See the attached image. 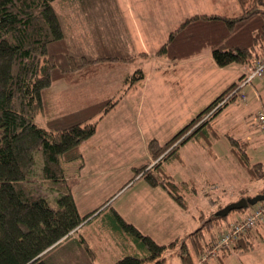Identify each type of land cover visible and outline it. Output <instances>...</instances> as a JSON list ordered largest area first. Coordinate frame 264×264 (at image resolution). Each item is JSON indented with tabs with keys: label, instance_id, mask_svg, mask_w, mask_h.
Wrapping results in <instances>:
<instances>
[{
	"label": "rangeland",
	"instance_id": "1",
	"mask_svg": "<svg viewBox=\"0 0 264 264\" xmlns=\"http://www.w3.org/2000/svg\"><path fill=\"white\" fill-rule=\"evenodd\" d=\"M116 1L122 4L120 12L115 9L114 0H58L55 4L66 31L67 56L73 63L68 58L63 79L52 83L44 114L38 115L37 123L44 126L48 118L100 107L99 102L103 101L110 109L93 120L97 122L96 131L80 145L82 157L63 164L66 181L43 180L40 155L36 154L32 188L49 199L69 191L81 215L99 208L100 211L109 204L127 223L152 235L149 237L156 243L168 245L178 240L173 248L165 250L166 264H182L179 247L185 241V229H195L186 241L192 248L189 256L193 264H264V228L260 226L253 230L256 234L252 236V250L235 251L230 246L206 256L220 234L252 206L231 211L222 220L214 219L213 214L243 195L251 198L264 189V179H256V174L251 173L256 171L255 163L261 164L264 171V145L254 126L255 113L264 106V91L255 96L248 88L264 89V78H256L244 88L249 100L235 98L211 123L207 129L213 137L210 144L203 139L190 140L181 146L180 158L172 155L169 160L159 161L161 179L170 176L175 182L187 184L180 192L186 207L178 206L156 186V192L151 191V216H137L135 193L143 185L152 188L144 179L135 178L133 169L149 162V170L157 161L149 156L148 143L156 140L163 145L169 141L224 89L237 83L243 71L239 65L217 68L208 54L181 62L156 55L168 32L199 11V0ZM222 4L220 0L219 5ZM136 24L147 40L142 43L145 48H131L136 45ZM130 29L134 33H129ZM119 56H124L125 62L117 60ZM87 58L89 62L84 65ZM137 69L144 73V79L138 83L128 81ZM93 71L96 75H91ZM244 142L249 145L245 150L248 160L242 155ZM235 154L241 157L242 164L235 160ZM161 182L166 184L167 180ZM105 214L109 212L106 210L91 223L80 226L72 234L76 239L68 245L74 248L68 254V262L65 263V254L58 260L65 264H112L125 255H141L128 236L113 232L110 214ZM201 217L213 218V224L195 232ZM258 234L261 238L256 237ZM211 235L216 239L200 255L198 251L193 253L200 240L202 246L211 241ZM82 237L89 243L95 260L81 249ZM56 257L51 255L47 262Z\"/></svg>",
	"mask_w": 264,
	"mask_h": 264
},
{
	"label": "trees",
	"instance_id": "2",
	"mask_svg": "<svg viewBox=\"0 0 264 264\" xmlns=\"http://www.w3.org/2000/svg\"><path fill=\"white\" fill-rule=\"evenodd\" d=\"M57 1L0 0V264L67 263L68 254L74 249L73 245H68L76 239L72 238V234L106 210L111 217L113 232L122 237L124 234L128 236L142 253L125 255L112 264H166L164 252L173 248L178 240L168 245L156 243L125 222L109 204L100 211L99 208L81 215L69 191L49 199L32 188L36 154L40 155L43 180L66 181L63 164L82 157L80 145L96 131L97 122L93 120L110 109L107 101H103L99 102L100 107H87L48 118L44 126L36 121L39 114H44L43 107L52 83L63 79L68 58L71 62L73 60L67 56L69 47L65 41L66 31L61 14L55 6ZM205 54L210 55L213 64L220 69L232 65L252 66L254 60L261 58L264 55V0H234L230 12L189 16L167 34L164 43L156 50L157 56L177 62ZM80 57L85 59L83 55ZM125 59L124 56L117 58L122 62ZM88 62L87 58L84 65ZM92 74L96 75V71ZM143 79L144 73L137 69L135 76L128 81L138 83ZM235 86L236 83H233L223 90L165 144L151 140L147 152L157 161L149 170H146L149 162L134 168L135 178L144 179L151 187L160 186L171 200L185 208L180 192L186 189L187 184L175 182L170 176H162L167 182H161L159 161L169 160L172 155L180 158L181 146L187 141L203 139L210 144L213 137L207 129L235 98L211 110ZM245 143L242 155L248 160L245 150L249 145ZM240 159L235 154V160L242 164ZM253 166L256 171L251 173L256 174V179H264L261 164ZM259 193L263 194L264 189ZM206 218L209 217L203 218L201 227L195 232L211 228L213 218ZM214 219L223 218L214 216ZM254 234H243L232 243L233 250H252ZM199 237L202 239L201 235ZM256 237L261 238V235ZM215 239L213 236L202 246L199 239L193 253L198 251L200 255ZM186 241H189L188 236L181 242L179 256L182 264H193L189 256L192 248H188ZM79 243L81 249H85L90 259L94 260L95 255L83 237ZM62 254H65V263L58 260ZM51 255L57 257L48 263Z\"/></svg>",
	"mask_w": 264,
	"mask_h": 264
},
{
	"label": "built area",
	"instance_id": "3",
	"mask_svg": "<svg viewBox=\"0 0 264 264\" xmlns=\"http://www.w3.org/2000/svg\"><path fill=\"white\" fill-rule=\"evenodd\" d=\"M242 71L241 78L236 83L235 88H233V90L221 100L211 112L233 97L239 98L243 102L247 101V96L243 92L244 88L247 85H250L256 78H264V55L261 58L254 60L252 66L244 65ZM254 126L264 145V110L262 108L258 109L255 113ZM262 224H264V201L252 206L250 211H248L243 218H239L227 230L223 231L216 239V242L211 246V249L206 252V256L209 257L210 254L214 255L216 251L221 248H230V246L233 245L232 243L237 241L243 234L246 232L254 234L253 230ZM204 260L205 258L203 261Z\"/></svg>",
	"mask_w": 264,
	"mask_h": 264
},
{
	"label": "crops",
	"instance_id": "4",
	"mask_svg": "<svg viewBox=\"0 0 264 264\" xmlns=\"http://www.w3.org/2000/svg\"><path fill=\"white\" fill-rule=\"evenodd\" d=\"M119 1V0H118ZM200 2H201V4H199L198 5V7L199 8H197V9H199V11H197V12H195L193 15H201V14H206V15H208V14H217V13H221V12H223V11H227V12H230V10H232L233 9V2H234V0H230L229 1V3H225L226 1L225 0H223V4H222V6H220L219 5V3H220V0H199ZM210 1H213V4H210ZM114 2L116 3V10H119V12H120V10L122 9V4H120L119 2L117 3V1L116 0H114ZM227 4V5H226ZM120 8V9H119ZM204 10L203 12L202 11H200V10ZM123 10V9H122ZM200 12V13H199ZM190 16H192V15H190ZM121 19H124V17L123 16H121ZM111 25V24H110ZM112 26V25H111ZM136 26H137V28H139L138 27V25L136 24L135 25V37H133L135 40H133V42H135V46H132L133 48L135 47H139L140 46V48H145V47H143V44L142 43H145L147 40H146V38L143 36V34H142V29L140 30V29H137L136 28ZM117 28V27H116ZM126 28V27H125ZM127 32L129 31V30H126ZM132 31V32H131ZM129 33H134V30H131L130 29V32ZM169 33V32H168ZM131 34H130V36H129V39H130V41H131ZM128 36V35H127ZM166 37H167V35H166ZM117 40H119V37H117L116 38ZM138 43H140V45H138ZM164 43V42H163ZM241 67V70L243 69V66H240ZM264 81V80H263ZM250 90H252L253 91V93H254V95L255 96H260V94L264 91V89L263 88H253L252 89V86H249L248 87ZM225 90V89H224ZM247 93H250V91L249 90H247ZM246 96H247V100H249V97H248V94H246ZM250 96V95H249ZM251 99V98H250ZM236 101V100H235ZM235 101H233V102H235ZM261 104H259V106H260ZM261 106H263V105H261ZM264 108V106L262 107V109ZM152 188V190H150L149 188H146V185H143V186H141V188H139L138 189V191L135 193V214L137 215V216H139V217H143L144 218V216L145 217H147L148 215L149 216H151V213H150V210H149V208H150V203L152 202V198H151V191H153V192H156L155 190V188L154 187H151ZM163 191V190H162ZM164 192V191H163ZM157 193H160L161 195H163L161 192H157ZM214 213V212H213ZM248 213V212H247ZM247 213H244L243 215H241V216H239V218H243L244 217V215H246ZM154 214V213H153ZM152 214V215H153ZM124 220V219H123ZM200 220L201 221H199L198 222V224H200L196 229H198V228H200L201 227V225H202V223H203V217H201L200 218ZM125 221V220H124ZM155 221V220H154ZM126 222V221H125ZM147 222H149V224H150V221H147ZM197 224V225H198ZM263 225V224H262ZM261 228H264V225L263 226H260ZM137 229L139 230V231H141L143 234H146V235H148L147 233H145L144 231H142L139 227H137ZM170 230V229H169ZM187 229H185L183 232H182V234L184 235V237H186L185 239H187V236H188V234L189 233H191V232H193V231H189V232H187L186 231ZM205 229H203L202 231H204ZM264 230V229H263ZM172 233H173V231H171ZM260 235V234H259ZM151 238H152V235H149ZM83 239L85 240V238L83 237ZM87 239V238H86ZM86 241V243L88 244V246H89V243L87 242V240H85ZM96 259V257L94 258V260Z\"/></svg>",
	"mask_w": 264,
	"mask_h": 264
},
{
	"label": "water",
	"instance_id": "5",
	"mask_svg": "<svg viewBox=\"0 0 264 264\" xmlns=\"http://www.w3.org/2000/svg\"><path fill=\"white\" fill-rule=\"evenodd\" d=\"M261 201H264V193L257 194L251 198H241L236 202L226 205L224 208L217 211L214 216L225 217L231 211L242 210L248 206H254Z\"/></svg>",
	"mask_w": 264,
	"mask_h": 264
}]
</instances>
